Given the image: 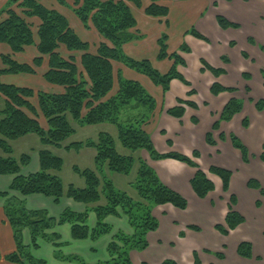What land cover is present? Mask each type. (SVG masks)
<instances>
[{
    "label": "trees",
    "instance_id": "trees-1",
    "mask_svg": "<svg viewBox=\"0 0 264 264\" xmlns=\"http://www.w3.org/2000/svg\"><path fill=\"white\" fill-rule=\"evenodd\" d=\"M70 6L83 22L90 28L94 27L108 40L111 45L101 43L97 53L89 51V42L83 40L79 34L70 26L67 17L56 9L49 8L39 0H9L7 6L1 13L7 17L0 22V43L8 44L13 54L0 53V95L5 97V103L0 108V149L5 156L0 155V175H14L11 189L22 195L43 194L53 197L59 201L67 196L77 202L84 203L86 209L76 212L66 208L58 219L49 216L43 209L29 210L25 205L11 199L6 207V216L13 228L16 241V250L5 255L10 264H47L44 259L35 258L28 247L23 243V231L29 229L32 244L37 247L39 238L53 241L58 247L61 243L59 234H49L47 231L56 224H70L71 236L75 240L91 239L97 241L102 236L113 233V226L106 219L108 216H125L133 232L127 233L123 230L114 232L112 240L108 244L107 251L109 259L104 264H134L131 259V251L146 249L149 245L147 236L151 231L159 227V221L153 213V209L159 205L172 204L185 210L188 207L187 198L179 191L171 188L163 182L157 171L151 167L142 157L134 155L136 152L145 150L154 160L172 158L196 168V173L191 179V187L199 198H205L215 190V183L209 178L191 156L177 151L166 153L159 152L154 145L150 134L144 129L154 113L157 102L145 87L134 80L126 79L118 75L119 88L115 94L116 75L113 62H122L125 65L147 75L156 85L163 88L166 93L173 79H179L184 84L191 86L183 74L178 70V65H185L183 57L177 52L168 51V35L162 34L159 38L158 59H171L173 65L166 73L156 69L150 60H137L125 54L122 45L137 36L131 30L136 26V18L129 3L142 6V0H59L61 4ZM151 3L145 11L153 17H165L169 13V7L161 5L157 0ZM21 8L19 13L14 6ZM31 18H38L41 23L37 36L39 42L37 48L39 55L31 62H20L14 58V54L23 52L27 46L35 43V32ZM217 21L221 28H240V24L229 20L224 15L218 14ZM187 33L208 41L207 37L196 28H191ZM254 42L253 38H249ZM230 44L234 46L235 41ZM64 46L72 52H82L81 64L77 62L75 55L64 57L60 47ZM181 49L190 52V48L183 44ZM246 57L248 55L244 53ZM48 56V70L44 73L45 79L54 84L63 86L65 91L61 93H49L42 90H34L13 84H5L1 81L2 74H36ZM227 61L226 57H222ZM203 70L207 69L216 77L224 74V69L211 66L204 59ZM247 79L250 75L244 73ZM236 88L225 87L219 82H214L211 92L218 95L223 91H235ZM248 92L250 87L247 86ZM196 91L192 89L189 94ZM37 98L38 104L33 102ZM252 101V100H251ZM142 104L148 108L150 115L135 119L127 124L121 122L120 114L122 107L131 103ZM179 105L169 108L167 113L171 116L181 118L185 114L186 106L198 108V105L190 100L178 99ZM257 110H264V99L255 102ZM243 109V103L237 98H231L225 105L219 121L213 124L214 130L220 129L221 120L230 121L235 114ZM43 118L48 128L41 125ZM198 123L196 118H192ZM73 121L81 125H96L110 123L118 130V139L121 144L132 153L121 154L116 147L115 138L105 132L99 133L95 139H87L83 142H73L65 145L67 139L74 134ZM244 127L249 126V119H243ZM37 134L43 144L39 150L40 169L35 173L24 175L22 168L31 161V155L23 153L19 157L13 156L11 142L27 134ZM225 139V134H220ZM233 145L242 153L245 162L249 161L247 146L235 134L230 135ZM206 141L210 145H216L212 132L206 135ZM168 145H172L170 140ZM49 146H64L68 150L80 149L81 146H90L96 150L95 168L81 169L74 166V171L85 181L84 187L70 183L64 184L60 172L64 166L63 157L55 154ZM193 157H200L198 150L193 151ZM264 161V150L260 154ZM112 171L122 175L135 174L130 181L136 196L129 192L120 190L114 181L108 177L106 171ZM209 172L219 176L223 182L225 192L229 190L232 171L213 165ZM248 186L259 189L264 194L262 185L256 179H250ZM0 195L6 197L7 191H0ZM104 199V202L102 203ZM237 204L236 194L230 195L229 210L225 217V223H218L215 228L223 235H229L231 231L243 224L245 217L235 209ZM261 205V201H257ZM96 215V225L91 228L88 221L90 213ZM189 228L200 231L198 225L192 224ZM185 233L181 232L183 236ZM237 253L245 258L254 256L253 244L250 241H241L237 247ZM215 254L223 258L221 252ZM64 261L87 264L85 259L79 255H57ZM196 263L200 264L197 253ZM146 264V263H143ZM163 264H178L173 259H165Z\"/></svg>",
    "mask_w": 264,
    "mask_h": 264
},
{
    "label": "crops",
    "instance_id": "crops-1",
    "mask_svg": "<svg viewBox=\"0 0 264 264\" xmlns=\"http://www.w3.org/2000/svg\"><path fill=\"white\" fill-rule=\"evenodd\" d=\"M39 1L64 14L70 26L83 40L89 42L91 53H97L101 43L111 45L96 28H88L83 24L71 8L70 2L67 1L68 4L64 5L59 0ZM8 2L9 0H0V22L7 17L6 13L1 12ZM157 2L169 7L167 16L153 17L148 15L145 9L151 3L150 0H142L141 7L129 3L137 21L136 26L131 31L137 32L138 37L124 43L122 50L134 59L150 60L156 69L166 73L172 67L173 60L169 58L158 59V41L161 35L166 33L168 35V51L170 53L177 51L183 57L186 64H179L177 68L192 85L188 86L179 79H173L169 90L164 93L163 88L156 85L144 73L132 69L122 62L115 61L113 66L117 82L112 94H115L119 88V74L126 79L141 83L157 102L154 113L143 127L150 134L154 143L162 141L163 148H159V152L166 153L173 150L192 157L193 151L198 150L200 157L194 158V160L200 164L201 168L215 183V190L207 197L199 198L191 187V179L196 173V168L172 158L154 160L145 150L136 152L134 155L142 157L151 167L155 168L163 182L183 194L189 204L185 210L172 204L156 206L153 213L159 221V227L157 230L148 233L149 245L146 249L131 251V259L134 264H163L165 258H172L179 264H196L195 253H197L201 264H260L256 260L257 251L255 248L254 259H245L237 255V247L242 240H249L254 247V240L245 230L246 227L256 233H264V211L262 210L264 195L259 189L248 186V181L253 178L258 180L264 188V161L260 159V154L264 150V110L259 111L255 106V102L264 99V0H157ZM14 8L19 13L23 11L16 5ZM218 14L240 24L241 27L237 29L221 28L217 21ZM30 22L33 23L35 43L27 46L23 52L14 54V58L20 62H31L39 55L37 33L41 21L38 18H31ZM193 27L206 36L208 41L187 33ZM249 38H253L254 42H250ZM231 41H235L236 44L232 46ZM183 44L190 48V52L181 49ZM59 51L64 57L75 55L77 62L81 64L82 52H72L64 46H61ZM0 53L13 54V51L8 44L0 43ZM79 54L80 56H78ZM222 57H226L227 61L223 60ZM202 59L211 66L224 69L226 72L216 77L211 71L203 70ZM48 60L47 56L36 74H2L1 81L5 84L29 87L37 91L64 92L63 86L54 85L45 79L44 73L48 70ZM244 73L249 74L250 79H247ZM214 82H219L225 87L236 88V90L233 92L223 91L214 95L211 92V86ZM247 86L250 87V92H248ZM192 89L196 93L189 94ZM231 98L242 101V111L235 114L230 121L221 120L220 129L214 130L213 124L219 121L225 105ZM178 99L193 101L198 105V108L185 106L186 111L183 117L171 116L167 110L179 105ZM33 102L38 104L37 98H34ZM4 103L5 97L0 95V108L4 106ZM131 107L140 108L138 105ZM139 115L140 113L136 116ZM245 117L249 119L248 127L243 126ZM192 118H196L198 123H194ZM120 120L125 124L133 121H129L127 118L122 120V117ZM40 122L44 128H48L43 118L40 119ZM75 122L73 121V126ZM113 126L116 128L115 125ZM101 132L109 133L104 129L99 131V133ZM116 132V135L109 134L115 138L117 150L121 154L130 155L132 152L121 144L118 139V130ZM208 132L213 133L216 145L207 143L206 135ZM99 133L92 139L97 138ZM221 133L225 134V139H221ZM231 134L238 136L247 146L249 151L248 162L244 161L241 151L233 145L230 138ZM82 140L86 141L87 139ZM82 140L67 139L64 146L73 142H83ZM168 140L172 142L171 146L168 145ZM25 143L27 144L24 145ZM11 145L13 156L19 157L23 153L31 155L30 163L22 168L24 175L35 173L40 169L39 150L43 148V144L37 134L30 133L22 136L12 141ZM64 146H49V148L61 157L63 156L59 151L70 152L75 150L81 158L87 156L91 159L86 168H95L96 150L93 147L81 146L78 150H68ZM16 148L19 153H15ZM0 155L5 156L1 149ZM213 165L232 171L230 187L227 192L223 190L222 180L209 172V168ZM65 166L64 160V166L60 172L64 184L68 186L73 183L76 186L84 187V179L74 171V166H80L74 165L70 170L71 174L64 180V174L67 172ZM105 173L114 181L117 188L129 192L134 197L136 196L130 184L134 178V173L129 176L109 170ZM13 179L14 175H0V191L9 192L6 197L0 195V264H10L6 261L5 255L14 252L17 247L14 231L5 211V207L11 199L25 205L29 210H46L49 216L55 219H58L66 208L76 212H82L86 209L84 203L77 202L67 196L56 201L55 198L43 194L22 195L11 189ZM117 179L123 181L121 185L117 183ZM214 194L215 198H224V207L217 206L219 199L213 198ZM230 194H236L235 209L245 217L246 221L231 231L229 235H223L215 228V225L225 223V217L229 210ZM258 200L261 201L260 206L257 205ZM106 221L113 226L114 231L102 236L97 241L73 239L71 225L66 223L56 224L55 227L47 231L49 234L57 233L60 235L61 238L58 240V243H61L60 247L54 245L53 241L42 237L37 240L38 245L35 247L32 244L31 233L27 228L23 231V243L35 258L44 259L47 264H79L64 261L57 257L58 254L60 256L79 255L85 259L87 264H104L109 259L107 247L114 232L117 230H123L127 233L133 232L125 216L110 215ZM202 221H207L208 224L205 225ZM257 222L258 225L255 226ZM88 223L91 228L96 225L94 212L90 213ZM192 224L198 225L203 231L199 232L189 228L188 226ZM181 232L185 234L182 236ZM236 234H239L238 239L232 245L230 239ZM164 251H170L172 255H164ZM215 252H223L227 257L219 259Z\"/></svg>",
    "mask_w": 264,
    "mask_h": 264
},
{
    "label": "rangeland",
    "instance_id": "rangeland-1",
    "mask_svg": "<svg viewBox=\"0 0 264 264\" xmlns=\"http://www.w3.org/2000/svg\"><path fill=\"white\" fill-rule=\"evenodd\" d=\"M80 56V54L78 55ZM20 74V73H19ZM136 106L138 105L140 108L137 109L138 107L136 108H132L131 106ZM127 106V107H126ZM125 107H122L121 109V114H120V117H122V120H125V118H127L129 121L131 120H135L137 118H141V117H144V116H148L150 115L149 111H148V108L142 104H137L135 102L131 103L130 105H126ZM186 106V105H185ZM124 110H127V111H124ZM138 113H140L139 116H136ZM122 115V116H121ZM74 126H75V129H76V132L71 135L68 139L72 140V141H77V140H82V139H92L95 135H97L99 133V131L101 130H105V131H108L109 133H111L112 135H116L117 134V130L116 128L109 124V123H100L97 124V125H80L79 122H75L74 123ZM244 126V125H243ZM32 141V140H30ZM29 141V142H30ZM83 141V140H82ZM28 142V143H29ZM21 144V143H20ZM27 143H25L24 145H26ZM155 145V148L159 150V148H163V143L162 141L161 142H155L154 143ZM18 152L19 153V150L16 148V151L15 153ZM59 153L64 157V160L66 162V170L67 172L64 174V180L71 174L70 173V170L72 169V167L74 165H79L81 168H86L87 164L89 163V161H91V159H89L87 156L85 158H81V156H78L76 151L75 150H72L70 152H65V151H59ZM192 158L194 159L195 157L192 156ZM155 169V168H154ZM157 171V170H156ZM213 174V173H212ZM215 175V174H214ZM217 176V175H216ZM219 177V176H218ZM220 178V177H219ZM221 179V178H220ZM122 180L120 179H117V183L119 185L122 184ZM260 183V182H259ZM261 184V183H260ZM263 188V187H262ZM264 189V188H263ZM224 190V189H223ZM213 192V191H212ZM225 192V191H224ZM211 193V192H210ZM209 193V194H210ZM208 194V195H209ZM231 195V194H230ZM229 195V197H230ZM264 195V194H262ZM213 198H215V194L213 196ZM219 199V202H217V206L219 207H224V198L223 197H216ZM215 198V199H216ZM264 211V207L262 209ZM153 212H154V209H153ZM203 224L207 225L208 222L207 221H202ZM258 225V222L255 224V226ZM202 230V229H201ZM200 230V231H201ZM246 231L249 232V234L251 235V237L253 238L254 240V248L255 250L257 251V257H256V260H258L260 262V264H264V233H256L255 231H252L251 229H247V227L245 228ZM114 231V229H113ZM199 231V232H200ZM203 231V230H202ZM201 231V232H202ZM238 236L239 234H236L234 235L231 239H230V243H234L237 241L238 239ZM244 241V240H242ZM249 241V240H247ZM241 242V241H240ZM240 244V243H239ZM238 244V245H239ZM233 245V244H232ZM230 247V245H229ZM229 250V249H228ZM223 253V252H221ZM164 255H172V253L170 251H164L163 252ZM216 255V254H215ZM224 257L223 258H220L219 259H225L227 256H225V254L223 253ZM237 255L239 257H242L240 256L238 253ZM217 256V255H216ZM230 256V255H229ZM242 258H245V257H242ZM165 259H172V258H165ZM164 259V260H165ZM245 259H254V256L252 258H245ZM174 260V259H173ZM200 260V259H199ZM178 263V262H177ZM195 263H196V259H195ZM179 264V263H178ZM197 264V263H196ZM200 264H201V261H200Z\"/></svg>",
    "mask_w": 264,
    "mask_h": 264
}]
</instances>
